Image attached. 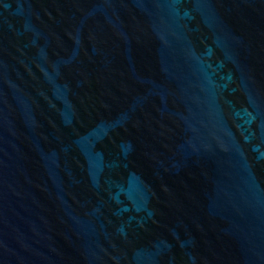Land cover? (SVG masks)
I'll use <instances>...</instances> for the list:
<instances>
[{
    "label": "water",
    "instance_id": "obj_1",
    "mask_svg": "<svg viewBox=\"0 0 264 264\" xmlns=\"http://www.w3.org/2000/svg\"><path fill=\"white\" fill-rule=\"evenodd\" d=\"M0 264H264V0H0Z\"/></svg>",
    "mask_w": 264,
    "mask_h": 264
}]
</instances>
